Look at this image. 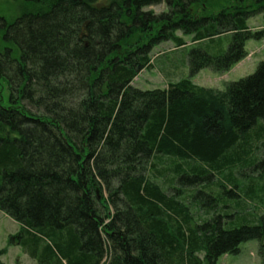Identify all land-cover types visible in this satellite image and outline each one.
Here are the masks:
<instances>
[{
	"label": "trees",
	"instance_id": "trees-1",
	"mask_svg": "<svg viewBox=\"0 0 264 264\" xmlns=\"http://www.w3.org/2000/svg\"><path fill=\"white\" fill-rule=\"evenodd\" d=\"M23 2L14 21L0 17V212L19 225L10 242L37 264H216L264 239V215L224 197L257 198L242 169L264 179V61L223 90L191 81L229 71L247 40H264V0ZM177 32L231 41L217 54L193 48L188 77L166 88L133 87L153 47L185 46ZM154 173L188 193L169 195Z\"/></svg>",
	"mask_w": 264,
	"mask_h": 264
},
{
	"label": "rangeland",
	"instance_id": "rangeland-1",
	"mask_svg": "<svg viewBox=\"0 0 264 264\" xmlns=\"http://www.w3.org/2000/svg\"><path fill=\"white\" fill-rule=\"evenodd\" d=\"M100 2L104 4L106 0H100ZM23 4V0H0V17L9 22L14 21L19 16L20 8ZM148 9L153 10L155 13H159L165 10V4L151 6ZM262 23V15H256L249 18L247 21V25L252 30L260 28ZM177 35L184 39L186 42L185 46L175 48L171 42H162L153 47L150 53L151 66L142 70L135 77L131 83L133 87L140 90L166 88L168 82H175L181 78L188 77V54L193 48H202L206 49L211 54H217L222 48H227L231 41V36H224L214 42L194 44L190 41L191 36L183 35L181 32H177ZM245 51L247 56L232 66L229 71L219 74L208 68H204L191 77V81L195 85L201 87L223 90L227 83L251 75L256 70L258 64L264 61V40H247L245 43ZM260 156H262V152L259 149L255 151V157L259 159ZM160 162L162 163L161 165L164 166V163H167L165 158H162ZM161 165L156 164V167L159 171H164ZM239 172L248 175V178H254V193L257 195V198L248 202L241 196V193L236 190L239 198L229 197L227 195L224 197L229 199L228 201L230 202L228 203L230 205H232L234 200L245 202L249 214L258 219L260 216L264 215V194L261 192L264 179H262V181L257 180L258 178H255L258 175L257 172L248 167ZM150 175V179H153V181L160 185L169 195L173 194V196H176L181 193H188V190L181 187L177 180L174 179V176L173 182H171L170 175L168 177H160L156 173ZM212 179L211 181L213 184L215 179L214 177ZM237 179L242 185L248 183L244 176L240 177L237 174ZM18 230L19 225L7 215L0 212V264H37L36 261L28 257L20 246L14 242H10V237L16 234ZM239 248V254L223 255L218 258L216 264H264V239L260 241L251 240L244 242ZM200 257H202V255H200ZM201 264L205 263L202 262Z\"/></svg>",
	"mask_w": 264,
	"mask_h": 264
}]
</instances>
